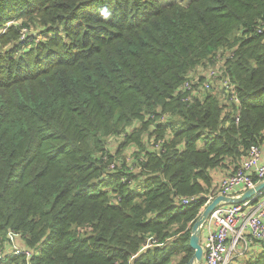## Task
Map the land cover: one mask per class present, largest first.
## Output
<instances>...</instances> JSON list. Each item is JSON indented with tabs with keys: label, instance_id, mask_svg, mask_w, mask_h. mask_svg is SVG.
<instances>
[{
	"label": "trees",
	"instance_id": "trees-1",
	"mask_svg": "<svg viewBox=\"0 0 264 264\" xmlns=\"http://www.w3.org/2000/svg\"><path fill=\"white\" fill-rule=\"evenodd\" d=\"M262 23L264 0H0L5 264H188L212 172L264 147ZM217 56L239 123L181 92Z\"/></svg>",
	"mask_w": 264,
	"mask_h": 264
},
{
	"label": "built area",
	"instance_id": "built-area-1",
	"mask_svg": "<svg viewBox=\"0 0 264 264\" xmlns=\"http://www.w3.org/2000/svg\"><path fill=\"white\" fill-rule=\"evenodd\" d=\"M264 31V23L259 27ZM233 56V53L230 52ZM215 65L208 67L204 83L192 74V79L183 84L181 92L187 94L184 101L203 98L206 94L216 95L223 103L233 102L237 106L233 118L239 123L241 102L236 86L225 74L222 58L216 57ZM262 148L252 146L240 163L218 183L215 192L209 197L203 209L216 196H239L249 188L264 180ZM131 183V182H129ZM134 188V185L131 184ZM137 187V186H136ZM134 190V189H133ZM181 204L188 206L196 197L181 198ZM201 244L205 251L204 264H233L236 258H247L256 243L264 242V190L240 204H222L210 214L202 227ZM25 254H29L25 253ZM6 263L5 255L0 251V264Z\"/></svg>",
	"mask_w": 264,
	"mask_h": 264
},
{
	"label": "water",
	"instance_id": "water-1",
	"mask_svg": "<svg viewBox=\"0 0 264 264\" xmlns=\"http://www.w3.org/2000/svg\"><path fill=\"white\" fill-rule=\"evenodd\" d=\"M264 190V180L258 183L255 187L249 188L245 190V192L239 194V196H216L209 204L202 209L201 216L194 223L191 229V238H190V247L195 250L192 259L188 262V264H199L203 261L205 251L203 250L201 244L202 237V227L204 223L208 220L211 212L219 205L222 204H240L244 203L246 200L256 196L259 192Z\"/></svg>",
	"mask_w": 264,
	"mask_h": 264
},
{
	"label": "crops",
	"instance_id": "crops-1",
	"mask_svg": "<svg viewBox=\"0 0 264 264\" xmlns=\"http://www.w3.org/2000/svg\"><path fill=\"white\" fill-rule=\"evenodd\" d=\"M261 158H262V161L264 163V147L262 148ZM232 169H233V167L231 168V164L229 163V165H227L226 167L214 170L212 172V176L214 177V183L216 184V183L220 182L226 176V174H228ZM262 248H263V246L260 244L254 245L251 248V251L247 256H249L250 259L253 258L257 254H260L263 252ZM242 260H243L242 258H236V260L233 261V264H242Z\"/></svg>",
	"mask_w": 264,
	"mask_h": 264
},
{
	"label": "rangeland",
	"instance_id": "rangeland-1",
	"mask_svg": "<svg viewBox=\"0 0 264 264\" xmlns=\"http://www.w3.org/2000/svg\"><path fill=\"white\" fill-rule=\"evenodd\" d=\"M159 1H160V2H164V1H168V0H159ZM185 2H186V0H184V3H185ZM161 4H162V3H161ZM5 29H6V28H5ZM5 29L0 30V32L4 33V32H5ZM145 120L148 121V118H146ZM135 127H136V128H139V124L136 125ZM135 127H134V128H135ZM134 128H133V130H132L131 132L134 131ZM119 143H120V141H119ZM130 151H135V146H134V145H131V146L126 147V148H123V153H126L127 156H128V158H129L130 160H132V159H133V155L130 154ZM201 239H202V237H201ZM242 259H243V260H242V264H249V262L252 260V258L250 259L249 256H247L246 259H245V257L242 258ZM235 260H236V259H235ZM201 263L204 264L203 261H202ZM201 263H199V264H201Z\"/></svg>",
	"mask_w": 264,
	"mask_h": 264
}]
</instances>
